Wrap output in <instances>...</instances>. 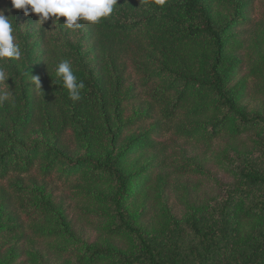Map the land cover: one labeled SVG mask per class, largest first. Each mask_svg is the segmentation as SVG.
I'll return each mask as SVG.
<instances>
[{"label": "trees", "instance_id": "obj_1", "mask_svg": "<svg viewBox=\"0 0 264 264\" xmlns=\"http://www.w3.org/2000/svg\"><path fill=\"white\" fill-rule=\"evenodd\" d=\"M0 9L24 15L10 0ZM252 10L253 0H118L109 18L81 21L80 38L42 26L20 39L21 59L0 60L11 93L0 105V243H19L0 246V264H45L56 246L65 264H264V107L245 104L264 99V54L245 52L264 14L258 23ZM62 60L86 86L79 101L56 75ZM239 69L246 74L234 83ZM136 98L146 110L127 116ZM33 133L43 139L29 143ZM170 134L204 146L227 139L223 179L187 161L182 174L213 180L217 197L184 224L162 213L151 226L142 200L163 185L157 153ZM48 182L107 221L94 243L66 252L78 234L68 208L46 196Z\"/></svg>", "mask_w": 264, "mask_h": 264}, {"label": "rangeland", "instance_id": "obj_2", "mask_svg": "<svg viewBox=\"0 0 264 264\" xmlns=\"http://www.w3.org/2000/svg\"><path fill=\"white\" fill-rule=\"evenodd\" d=\"M251 12L258 23L263 22L264 0H253V10ZM5 15L11 17L10 19L12 20L15 29L14 35L16 36L18 43H20V39L24 35L33 34L34 36H38L39 28L42 26L48 27L50 34L57 39L68 38L72 40L80 38L85 32L83 28L73 32L65 28L63 26V21L61 20L55 24L54 18L44 24L39 23L38 21L37 25L33 26L30 23L28 16L22 15L18 20L15 11L12 10L5 12ZM260 24L262 25V31L255 37L256 41L251 43L252 45L250 48L245 51L246 54H249L248 59L251 57V60H255L261 54H264V23ZM245 74L246 70L242 71L239 69L234 83L241 79ZM128 77L130 79L132 78L131 72H129ZM128 86H133L131 80L129 81ZM137 98L126 104L125 108L127 116L139 115L145 112L146 109L142 104L143 101L138 100ZM245 104L254 112L264 107V99L258 94H252ZM150 127L151 124L147 123L144 128L149 129ZM38 139L43 138L40 134L33 133L29 136L28 142L33 143ZM159 141L164 143V148L157 153L158 160L156 165L158 166L159 174L163 178V185L155 186L151 191V197L144 200V202L142 200V204L146 209H149L150 212V214L147 215L146 224L153 226L152 221L161 216L162 213H167L168 216L172 218L176 216L181 221V224H184L186 218L197 206L202 205V209L209 206L218 194V191H216L217 187L213 180L203 176L201 177V175L195 176L192 174H182V172H185L184 170H186L184 167L189 163L187 161L194 160L199 167L223 179V172L221 171L222 168L219 167V163L220 157L227 153L228 140L223 139L213 146H204L198 145L191 140L170 134L159 139ZM69 144L72 147L74 146L72 138L69 140ZM147 160H150V157ZM34 177L39 179L37 176ZM41 190L44 189L41 188ZM46 190L47 191H44L46 196L51 197L52 200H55L57 203H63L64 207L68 208V215L70 216V219H72L78 234L75 241L72 243L73 245L68 246L66 252L70 250H78L77 248L92 244L102 235V231L107 225V221L94 218L92 215L93 208H88V203L85 204L86 202L84 201L79 202L71 200V194L69 191L64 190L62 186L51 182H48ZM252 227L253 225L246 224L245 227L242 228L244 232H251ZM22 244H24V242L20 243V245ZM14 245L17 246L19 243H12L9 245L4 244L3 242L0 243V246H3V251L8 250ZM40 249L45 250L44 247L39 245L34 247L33 250L37 252L40 251ZM59 251H63V253H59ZM64 252L65 250L59 246H56V249L54 247L46 249V255L43 256V262L45 264H65L67 263L68 257ZM17 264H39V261L30 258L28 261L27 257L23 256Z\"/></svg>", "mask_w": 264, "mask_h": 264}, {"label": "clouds", "instance_id": "obj_3", "mask_svg": "<svg viewBox=\"0 0 264 264\" xmlns=\"http://www.w3.org/2000/svg\"><path fill=\"white\" fill-rule=\"evenodd\" d=\"M14 9L23 10L25 16L36 14L39 23H46L54 18V23L60 22L64 17L63 26L73 32L83 27L81 21L90 24H98L102 19L109 18L118 4V0H10ZM163 6L166 0H156ZM11 17L5 15L0 9V60H20L22 51L16 36ZM56 75L63 81V87L67 89L69 98L73 101L82 99V91L85 84L78 80L74 74L69 60H62L56 71ZM10 76L3 68H0V105L10 101L11 93L4 91L3 86L9 84ZM32 81L37 88H41L40 78L32 76Z\"/></svg>", "mask_w": 264, "mask_h": 264}]
</instances>
